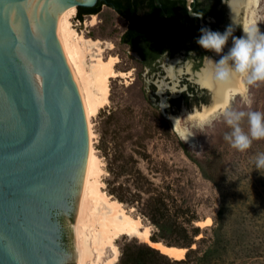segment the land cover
I'll return each instance as SVG.
<instances>
[{"label": "water", "instance_id": "95a60500", "mask_svg": "<svg viewBox=\"0 0 264 264\" xmlns=\"http://www.w3.org/2000/svg\"><path fill=\"white\" fill-rule=\"evenodd\" d=\"M97 1L0 0V264H80L95 133L61 27Z\"/></svg>", "mask_w": 264, "mask_h": 264}, {"label": "rangeland", "instance_id": "374dc122", "mask_svg": "<svg viewBox=\"0 0 264 264\" xmlns=\"http://www.w3.org/2000/svg\"><path fill=\"white\" fill-rule=\"evenodd\" d=\"M93 15L97 20L95 25L86 23L93 20L92 16L78 19L77 12L72 23L87 37L102 39L105 58L118 56L120 59L115 66L117 70L132 72L111 78L109 102L91 117L95 133L93 147L103 169V190L110 162L116 161V166H125L131 172L137 167L157 172V182L166 173L165 180L182 186L184 197L200 218L196 224L201 231L192 244V248H199L196 255L203 257L207 251L217 248L220 252L215 251L210 261L202 264H264V170L254 165L257 154L264 152V139L253 140L244 152L234 149L224 140V133L232 129L225 121L223 109H219L210 126L201 127V121L186 118L184 125L193 131L194 141H182L170 119L145 89L147 77L144 72L139 75L140 65L120 40L127 22L107 5ZM256 22L264 33V0L256 5ZM92 51L97 50L92 48ZM87 61L91 63L90 55L85 59L86 65ZM247 98L252 99L250 105L246 103ZM229 110L264 112V82L248 86L246 96L235 94ZM241 127L248 130L247 117L241 121ZM124 178V175L120 177ZM122 205L140 218L151 234L176 246L173 243L178 238L170 230L160 232L133 205ZM208 217L211 222L204 223ZM116 244L119 258L121 255L129 258L134 253L141 256L142 264H148L149 246L154 247L128 234L118 237Z\"/></svg>", "mask_w": 264, "mask_h": 264}, {"label": "flooded vegetation", "instance_id": "af4514ba", "mask_svg": "<svg viewBox=\"0 0 264 264\" xmlns=\"http://www.w3.org/2000/svg\"><path fill=\"white\" fill-rule=\"evenodd\" d=\"M145 1L146 5L143 7L126 10L131 11L130 15L112 7L127 22L120 40L140 65L139 75L144 72L147 77L145 89L154 103L173 125L175 115L180 116V121L184 125V120L191 118L186 112L200 110L213 103V89L199 81L200 73L207 66L205 57L219 61L224 55L214 50H206L196 42L201 36L200 29L208 28L224 33L232 27V34L223 48L226 49L233 43V37L243 36L245 20L250 19L251 14L245 12L246 6H243L233 21L229 4L231 0ZM104 5L109 6L104 3L98 11L84 15L93 17V14L99 13ZM251 7L256 9L255 5ZM145 12L147 23L144 29L139 33L131 32L127 35L130 32V24L135 23ZM252 19L251 23L256 22V10ZM125 72L126 76L132 73L130 70ZM238 79L241 83L239 77ZM234 95L230 97L229 104ZM226 98V94H223V103ZM174 129L180 135L176 126ZM62 237L61 229L59 240Z\"/></svg>", "mask_w": 264, "mask_h": 264}, {"label": "bare ground", "instance_id": "6f19581e", "mask_svg": "<svg viewBox=\"0 0 264 264\" xmlns=\"http://www.w3.org/2000/svg\"><path fill=\"white\" fill-rule=\"evenodd\" d=\"M258 1L231 0L229 4L232 20L235 21L240 8L246 6L245 12L250 13L251 16L249 15V17L251 18H246L245 25L251 23L254 10H256L251 6H256ZM75 13L63 14L61 36L85 84L90 113L91 117H93L101 107L109 102V82L111 78L126 76L127 72L116 69L115 66L119 62L118 56L105 58L101 46L102 39L87 37L85 32H80L76 29L72 23ZM95 17L94 15L90 23L86 22L87 25H95L97 23ZM109 45L111 48L114 46L112 42ZM232 45L233 43L226 49H223L222 53L224 55L227 54ZM92 48H95L97 51H92ZM89 55L92 61L90 64L87 61L86 65L85 59ZM208 63L207 60V65ZM170 69H172V66H170ZM205 69L200 73L199 77V81L203 84H205L203 79ZM170 73L173 74L172 71ZM239 86L240 82L238 77H236L233 88L238 90ZM213 92V103L202 110L186 112L188 117L202 121V118L212 113L213 109H217V111L221 109L219 105L223 104V95L215 89H213ZM174 121L179 133L189 130L186 126L182 125L180 116L175 115ZM193 141L194 136L192 135L187 142L192 143ZM101 164V160L93 147L79 216L82 247L80 264H115L120 254L116 240L121 235L126 234L142 238L173 258H183L187 248L174 245L168 246L161 241H153L148 226H144L140 218L132 215L123 207L120 201L111 198L103 190V182L101 180L103 169ZM203 222L209 223L211 222V218L208 217Z\"/></svg>", "mask_w": 264, "mask_h": 264}, {"label": "trees", "instance_id": "16d2710c", "mask_svg": "<svg viewBox=\"0 0 264 264\" xmlns=\"http://www.w3.org/2000/svg\"><path fill=\"white\" fill-rule=\"evenodd\" d=\"M104 3L125 13L128 12V15L131 11L126 10L146 5L145 0H98L92 7L78 6L77 15L83 18L85 13L98 11ZM146 16V12L142 13L135 23H131L130 32L127 35L143 30L147 23ZM133 161H138V159L133 158ZM115 162L108 164V174L104 180L105 191L121 203L133 205L140 211L144 219L157 227L160 232L170 230L178 238L173 244L188 248L184 258H173L160 249L149 246L150 255L146 259L148 264H202L203 261L209 262L215 251L220 253L217 248L207 251L203 257H200L196 255L199 248H192V244L196 242L195 236L201 231L198 223L196 224L200 218L194 207L184 197L182 186L166 181L165 178L168 175L166 173L161 174L162 181L157 182L155 180L157 172L144 171L139 167L135 168V172H131L126 170L125 166H116ZM122 175L125 176L124 180L120 179ZM151 239L171 245L164 238L153 234H151ZM133 254L129 258L121 255L116 264H142L141 256Z\"/></svg>", "mask_w": 264, "mask_h": 264}, {"label": "clouds", "instance_id": "9594fccd", "mask_svg": "<svg viewBox=\"0 0 264 264\" xmlns=\"http://www.w3.org/2000/svg\"><path fill=\"white\" fill-rule=\"evenodd\" d=\"M232 31V27L224 33L201 28V36L196 42L204 49L214 50L219 54L222 53ZM243 32V36L233 37L232 47L219 61L205 57L209 63L203 73L205 86L220 91L222 95L226 94L227 98L219 108L223 109L225 121L232 130L230 133H224V140L240 152L249 149L253 140L264 139V112L229 110V99L232 94L238 91L239 94L246 96L248 86L264 82V33L260 32L257 22L244 25ZM236 77L241 81L238 90L233 88ZM246 103L250 105L252 99L247 98ZM216 115L217 109H213L212 113L202 118L200 126H210ZM244 117H247V131L241 127ZM192 135L194 133L191 130L182 131L180 138L187 142ZM254 165L257 169L264 170V152L257 154Z\"/></svg>", "mask_w": 264, "mask_h": 264}, {"label": "built area", "instance_id": "2783aa9c", "mask_svg": "<svg viewBox=\"0 0 264 264\" xmlns=\"http://www.w3.org/2000/svg\"><path fill=\"white\" fill-rule=\"evenodd\" d=\"M84 16H85V15H84ZM74 17H76V13H75ZM78 19H80V17H78Z\"/></svg>", "mask_w": 264, "mask_h": 264}]
</instances>
